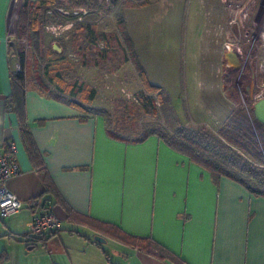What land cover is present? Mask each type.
<instances>
[{
    "label": "crops",
    "instance_id": "0c3cea01",
    "mask_svg": "<svg viewBox=\"0 0 264 264\" xmlns=\"http://www.w3.org/2000/svg\"><path fill=\"white\" fill-rule=\"evenodd\" d=\"M19 1L0 0V149L17 145L22 172L8 187L25 204L9 218L0 215V264H264V195L216 178L158 134L139 142L114 138L104 115L27 80L25 123L39 151L30 156L11 103ZM127 23L135 41L129 13ZM43 205L62 227L32 239L30 223Z\"/></svg>",
    "mask_w": 264,
    "mask_h": 264
},
{
    "label": "rangeland",
    "instance_id": "374dc122",
    "mask_svg": "<svg viewBox=\"0 0 264 264\" xmlns=\"http://www.w3.org/2000/svg\"><path fill=\"white\" fill-rule=\"evenodd\" d=\"M65 4L68 9L51 5L41 8L44 58L26 37L23 67L17 54L18 9H22L23 2L16 3L18 28L14 22L11 41L14 70L20 64L30 84L47 85L85 108L108 110L115 123L132 127L134 133L150 127L174 133L184 125L203 127L218 135L229 130V119L236 113L246 110L252 117L253 103L264 96V0H252L251 33L244 29L237 34L230 22L237 4L227 7L224 0H120L112 14L82 11L72 22L55 13L78 12L68 2ZM121 9L127 30L128 13L132 18L136 43L132 40L141 60L135 59L123 34ZM244 11L239 15L245 17L248 11ZM239 15L234 13L232 17ZM127 33L131 37L129 30ZM54 43L62 46L61 53L54 51ZM226 53L238 54L241 65L229 62ZM136 61L143 63L150 81L170 93L173 110L155 100V113L145 111L139 96L141 92L149 93ZM246 157L252 160V155Z\"/></svg>",
    "mask_w": 264,
    "mask_h": 264
},
{
    "label": "trees",
    "instance_id": "16d2710c",
    "mask_svg": "<svg viewBox=\"0 0 264 264\" xmlns=\"http://www.w3.org/2000/svg\"><path fill=\"white\" fill-rule=\"evenodd\" d=\"M66 2L70 4V7L77 8L78 12L62 13L60 10H56L55 13L61 16L64 21L72 22L78 18V15L82 11H87L86 14L93 12L96 14L101 12L112 14L118 8L120 0H25L19 16L18 38L20 45L17 50L19 62L23 67L26 64L27 58L26 47L23 43L26 37H29L32 41L36 53L44 58L45 40L43 31L45 21L41 14V8L51 5L58 9H68V6L65 4ZM119 18L130 51L135 59H137L139 58L138 52L132 38L128 36L127 24L122 9L119 11ZM136 66L149 93L141 92L139 96L145 111L147 113H155V109L152 108V106L156 108L154 104L155 100L160 101L162 105H168L170 110H173L174 107L170 93L163 86L150 81L147 70L141 61H136ZM13 76L16 94L12 97L11 103L14 104L15 109L21 117L22 130L28 142V152L33 159H37L39 151L27 129L22 102L23 88L27 83L28 74L21 68L20 71H15ZM32 85L44 92L51 93L59 99L71 102L86 113L107 115L108 133L114 138L139 142L151 134H158L174 149L189 155L192 160L210 170L216 178L221 176L233 178L244 184L253 193L264 195V166H262L264 165V124L256 120L254 114L251 117L250 111L243 110L231 116L229 119L231 124L229 130L222 131L218 135L203 127H187L184 125L179 126L174 133L157 127L146 128L140 133H134L132 127L115 123L111 112L104 108H85L81 104H78L76 100L63 95L62 92L50 90L47 85L39 86L33 83ZM94 96L95 91H92L91 98L94 99ZM254 129L259 130L261 134L257 135ZM248 154L252 155V160L246 157ZM96 225L107 233L120 236L118 230L112 226L99 224L98 222H96Z\"/></svg>",
    "mask_w": 264,
    "mask_h": 264
},
{
    "label": "built area",
    "instance_id": "2783aa9c",
    "mask_svg": "<svg viewBox=\"0 0 264 264\" xmlns=\"http://www.w3.org/2000/svg\"><path fill=\"white\" fill-rule=\"evenodd\" d=\"M21 65H17L14 71H20ZM22 172L17 159V145L14 142L8 144L6 150L0 149V215L2 218H9L18 213L24 206L22 201L9 187L8 182ZM30 201L29 204H34ZM41 211L30 223L28 236L32 239L46 236L49 233L61 229V221L56 216L51 206L43 205Z\"/></svg>",
    "mask_w": 264,
    "mask_h": 264
},
{
    "label": "flooded vegetation",
    "instance_id": "af4514ba",
    "mask_svg": "<svg viewBox=\"0 0 264 264\" xmlns=\"http://www.w3.org/2000/svg\"><path fill=\"white\" fill-rule=\"evenodd\" d=\"M227 3V7L230 5L237 4L238 9L232 8L233 10L231 11V18L230 22L234 23L233 25V30L234 33L237 34L238 31L247 29L250 33L252 31V0H224V4ZM244 5V9L248 11L245 17L243 15H239L241 11H244V9L240 10L239 7ZM226 7V6H225ZM233 12V13H232ZM237 13L238 16L232 17V14ZM245 14V11L243 12ZM251 15V16H250ZM237 32V33H236ZM248 37V35H247ZM239 42L241 41L240 38H238ZM242 77H240V83H242ZM252 98V97H251Z\"/></svg>",
    "mask_w": 264,
    "mask_h": 264
},
{
    "label": "water",
    "instance_id": "95a60500",
    "mask_svg": "<svg viewBox=\"0 0 264 264\" xmlns=\"http://www.w3.org/2000/svg\"><path fill=\"white\" fill-rule=\"evenodd\" d=\"M20 10H21V8L18 9V13H20ZM14 22H15L16 29H17L18 28L17 17H16V20ZM53 49L57 53H61L62 50H63L62 46L60 44H58V43H54L53 44ZM225 57H226V59L229 62L233 61L234 63H237V64L241 65V57L238 54H236V53H226ZM253 114H254V117L256 118V120H258V121H260L261 123L264 124V96L259 98V99H257L253 103ZM95 239L97 241H99V242H106V239H104L103 237H101L99 235L96 236Z\"/></svg>",
    "mask_w": 264,
    "mask_h": 264
}]
</instances>
